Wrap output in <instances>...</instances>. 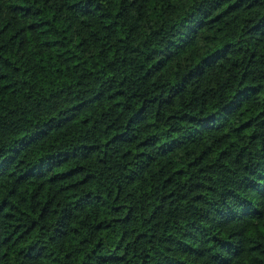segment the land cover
Returning a JSON list of instances; mask_svg holds the SVG:
<instances>
[{"label":"trees","instance_id":"obj_1","mask_svg":"<svg viewBox=\"0 0 264 264\" xmlns=\"http://www.w3.org/2000/svg\"><path fill=\"white\" fill-rule=\"evenodd\" d=\"M0 264H264V0H0Z\"/></svg>","mask_w":264,"mask_h":264}]
</instances>
